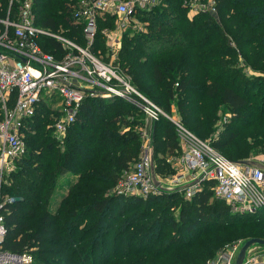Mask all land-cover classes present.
<instances>
[{
  "label": "trees",
  "instance_id": "1",
  "mask_svg": "<svg viewBox=\"0 0 264 264\" xmlns=\"http://www.w3.org/2000/svg\"><path fill=\"white\" fill-rule=\"evenodd\" d=\"M24 0H0V18L16 19ZM80 0H33L35 24L84 44L73 12ZM217 13L190 15L184 0H162L137 15L143 29L124 32L118 62L133 85L233 161L264 153V0H215ZM99 20L93 51H105ZM47 52L64 49L42 36ZM248 67L258 73L250 74ZM247 70V71H246ZM231 113L222 124L219 107ZM58 113L40 103L25 119L27 152L8 173L14 197L4 249L36 254L35 264H206L219 248L264 238V207L243 213L213 194L214 181L186 198L175 188L148 196L119 193L152 133L154 172H176L174 124L151 125L123 99L86 98L58 138ZM208 138V139H207ZM255 152L256 154H252Z\"/></svg>",
  "mask_w": 264,
  "mask_h": 264
},
{
  "label": "built area",
  "instance_id": "2",
  "mask_svg": "<svg viewBox=\"0 0 264 264\" xmlns=\"http://www.w3.org/2000/svg\"><path fill=\"white\" fill-rule=\"evenodd\" d=\"M193 13H217L215 0H190ZM190 2V3H191ZM162 0H80L73 12L82 25L85 45L62 34L35 24L33 0H24L16 19L0 18V264H31L30 252L6 250L2 243L7 233L6 214L14 197L4 191L8 173L17 159L27 152L25 119L35 115L39 104L48 103L58 116L53 130L64 136L77 118L88 97L123 99L139 107L153 125L162 117L174 126L181 146L180 155L170 157L176 168L170 186L152 175V133L144 129L143 151L133 169L118 182L119 193L148 196L174 188L184 189L186 198L193 197L205 181L213 180V194L243 213H254L264 207V153L242 161L224 156L208 140L200 138L176 115H170L132 84L116 58L122 36L129 29H143L140 11L151 10ZM113 17V28H103L110 58L93 51L99 31V20ZM53 37L63 47L57 57L47 52L40 38ZM8 171V173H7ZM157 182L159 184H157ZM241 240L227 244L209 264H235L242 247ZM243 264H264V246L253 245Z\"/></svg>",
  "mask_w": 264,
  "mask_h": 264
},
{
  "label": "rangeland",
  "instance_id": "3",
  "mask_svg": "<svg viewBox=\"0 0 264 264\" xmlns=\"http://www.w3.org/2000/svg\"><path fill=\"white\" fill-rule=\"evenodd\" d=\"M191 1L190 0H184V4H186V5H188L189 6V8H188V12H189V14L190 15H193V8H192V2L190 3ZM114 25H115V22H114ZM114 25L113 26H111V24L110 25H106L104 28H106V27H110V28H113L114 27ZM56 33H58V34H62L63 36H65L62 32H56ZM65 37H67V36H65ZM68 38V37H67ZM70 39V38H69ZM122 39V38H121ZM106 40V39H105ZM73 41H75L74 39H73ZM79 44H81V43H79ZM86 44V42H84V44H81V45H85ZM105 45H106V47H105V51H102V47H100V49H98L97 50V53L101 56V57H103L105 60L106 59H108V58H110V55H107L108 53H109V50H108V46H107V40L105 41ZM121 46H122V41H121V43H120V48H121ZM120 48H119V50H120ZM119 50H118V53H117V55H116V58L115 59H118V57H119ZM247 71V70H246ZM248 72L250 73V74H253V73H258L257 71H255V70H251L250 69V67H248ZM170 115H174V116H176V115H178V113L176 112V110L175 109H173V111L171 112V113H169ZM231 115V113H230V111L228 110V109H226V107H224L223 105H221L220 107H219V119H218V122H217V124L215 125V126H220L221 124H222V122L224 121V119H226L228 116H230ZM179 116V115H178ZM180 117V116H179ZM208 139V138H207ZM206 140V139H205ZM209 141V140H208ZM151 155H152V157L154 156V150H153V145L151 146ZM223 154V153H222ZM252 154H256L255 152H253ZM224 155V154H223ZM258 155V154H257ZM254 156H256V155H254ZM153 171H154V160H153V167H152V175L155 177V179L156 180H158V181H160V179H162V178H164V177H161L160 175H157V174H155V172L153 173ZM7 173H8V171H7ZM172 176V175H171ZM171 176H168L167 178L168 179H170V177ZM4 189H5V186H4ZM11 195V194H10ZM222 250V247L221 248H219L218 249V251H217V253L215 254V256H214V258L213 259H211V260H209L206 264H209V262L210 261H212V260H214L217 256H218V254L220 253V251ZM31 254H32V257H33V261H32V263L31 264H35L36 263V254H34L33 252H30ZM235 261V260H234Z\"/></svg>",
  "mask_w": 264,
  "mask_h": 264
},
{
  "label": "water",
  "instance_id": "4",
  "mask_svg": "<svg viewBox=\"0 0 264 264\" xmlns=\"http://www.w3.org/2000/svg\"><path fill=\"white\" fill-rule=\"evenodd\" d=\"M154 173V171H153ZM157 184H159L157 182ZM253 245H263L264 246V238L260 237H251L248 240H246L243 244L242 247L237 255V258L235 260V264H243L244 259L246 257L248 249L253 246Z\"/></svg>",
  "mask_w": 264,
  "mask_h": 264
},
{
  "label": "crops",
  "instance_id": "5",
  "mask_svg": "<svg viewBox=\"0 0 264 264\" xmlns=\"http://www.w3.org/2000/svg\"><path fill=\"white\" fill-rule=\"evenodd\" d=\"M161 181H162V187L164 188H166V187H169L170 186V180L167 178V177H164V178H162L161 179ZM175 189V188H174ZM170 190V189H169Z\"/></svg>",
  "mask_w": 264,
  "mask_h": 264
}]
</instances>
